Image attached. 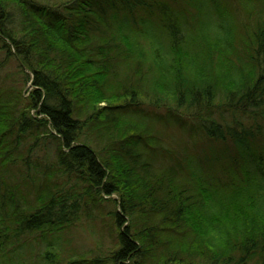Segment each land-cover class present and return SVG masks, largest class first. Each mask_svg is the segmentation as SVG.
I'll return each instance as SVG.
<instances>
[{
	"label": "trees",
	"instance_id": "16d2710c",
	"mask_svg": "<svg viewBox=\"0 0 264 264\" xmlns=\"http://www.w3.org/2000/svg\"><path fill=\"white\" fill-rule=\"evenodd\" d=\"M0 264H264V0H0Z\"/></svg>",
	"mask_w": 264,
	"mask_h": 264
},
{
	"label": "rangeland",
	"instance_id": "374dc122",
	"mask_svg": "<svg viewBox=\"0 0 264 264\" xmlns=\"http://www.w3.org/2000/svg\"><path fill=\"white\" fill-rule=\"evenodd\" d=\"M17 71L16 65L12 62L5 66L3 73L5 77H7L8 82L12 83L14 79L15 72ZM31 88L27 85L24 88V92L29 91ZM104 209V212L110 210V205L108 203H103L101 205ZM82 225H78L76 230L72 231L71 235L69 236L72 247L77 254H83L88 256H96L101 253L103 246L105 248L108 247L109 239L99 232V228L97 226H91V230L86 228V222L83 221ZM97 227V228H93Z\"/></svg>",
	"mask_w": 264,
	"mask_h": 264
}]
</instances>
